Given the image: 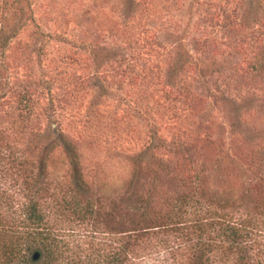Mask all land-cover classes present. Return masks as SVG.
Returning <instances> with one entry per match:
<instances>
[{
    "label": "rangeland",
    "instance_id": "obj_1",
    "mask_svg": "<svg viewBox=\"0 0 264 264\" xmlns=\"http://www.w3.org/2000/svg\"><path fill=\"white\" fill-rule=\"evenodd\" d=\"M0 27V196L36 202L63 262L112 259L113 204L156 216L195 180L211 264H264V0H0ZM152 229L133 263L185 264L181 230Z\"/></svg>",
    "mask_w": 264,
    "mask_h": 264
},
{
    "label": "trees",
    "instance_id": "obj_2",
    "mask_svg": "<svg viewBox=\"0 0 264 264\" xmlns=\"http://www.w3.org/2000/svg\"><path fill=\"white\" fill-rule=\"evenodd\" d=\"M4 36L1 35L0 27V46H3ZM56 130V129H53ZM48 137V135H47ZM44 140V133L39 134V141ZM52 142L51 135L50 140ZM67 147L70 148L73 155V163L78 165L77 157L73 152L72 146L66 141ZM48 154H43L40 159L41 167L47 169L49 161ZM184 187L177 192L176 195L167 197L165 211L155 213L156 216L149 215L148 198L138 196L145 205L140 206V210L131 214L129 212H121L116 204H113L112 210L118 218V232L121 233L118 237L119 242L115 248L112 259L103 262L91 263L83 262L81 258L73 259L71 263L63 262L66 259L65 250L58 245L45 243L38 239L40 233L52 236L50 225L44 219V215L36 210L34 214L36 202L29 201L25 208L30 206V213L26 212L22 217L21 213L6 200L0 196V264H134L130 255L135 246L140 244L142 237L149 235L154 227H159L168 230H181V239L188 243V256L185 264H211L210 253L213 249L211 239L213 238L210 220L212 218V210L209 207L210 198L207 196L208 188L199 185L195 180L183 184ZM41 190L39 184L36 183V196L41 198ZM45 191V190H43ZM37 200V199H36ZM91 198L88 196L86 201L77 208V213L82 218L86 214L93 215L96 211L92 207ZM113 203V202H112ZM6 207V208H4ZM33 208V210H32ZM191 208H193L191 210ZM203 208H205L203 210ZM203 213L201 214V212ZM121 215H124L121 216ZM137 217H136V216ZM36 222V226L26 227V222ZM230 232L221 231L218 235H227L230 240L232 249L240 250L244 242L245 233L241 228L230 224ZM154 233V231H153ZM123 239V241H121ZM167 243L166 240H163ZM153 245L155 248L162 243ZM159 252V249L157 250ZM74 255V254H72ZM68 256V254H67ZM75 256V255H74ZM167 260V259H166ZM174 260V259H173ZM162 264V263H159ZM166 264H176L175 260Z\"/></svg>",
    "mask_w": 264,
    "mask_h": 264
}]
</instances>
